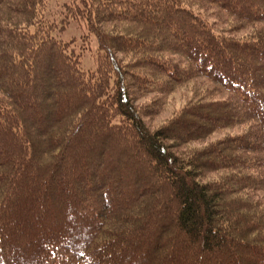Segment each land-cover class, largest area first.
Segmentation results:
<instances>
[{"label": "trees", "instance_id": "obj_1", "mask_svg": "<svg viewBox=\"0 0 264 264\" xmlns=\"http://www.w3.org/2000/svg\"><path fill=\"white\" fill-rule=\"evenodd\" d=\"M49 3L0 0V264H264V0Z\"/></svg>", "mask_w": 264, "mask_h": 264}, {"label": "rangeland", "instance_id": "obj_2", "mask_svg": "<svg viewBox=\"0 0 264 264\" xmlns=\"http://www.w3.org/2000/svg\"><path fill=\"white\" fill-rule=\"evenodd\" d=\"M52 3L48 4L49 11H58L59 8H55L54 4L58 3L59 6L60 3L64 0H59V2L55 0H51ZM51 8H50V6ZM69 28H66L65 31L62 33V37L64 39H69L73 36L78 41H80V35L82 32H84V28L78 27V25L71 23ZM82 42V41H81ZM96 41L93 40V42L89 43V47L86 51L83 52L82 58L84 59L82 61V65L85 68H93L95 66V54H96ZM124 58L122 54L120 55V58ZM124 63L127 62V59L124 58ZM204 82L202 80H193L192 82L186 83L181 85V87H178L173 92L170 93V95L165 98L164 105L158 109L156 112L149 113L150 115H147L145 118L146 123L149 124L150 128H158L161 123H164L165 121H169L174 114L181 111L182 107L187 104V102L193 98L195 92H202ZM155 96L153 94H146V95H135V103L140 106H144L147 110L148 107H152V105H155V108H157L158 104L154 101ZM238 130V129H237ZM238 132V131H233ZM224 132L213 134L210 136L205 142L217 140L219 139V136H222ZM198 145H201L202 143H196ZM73 212V211H72ZM56 226V225H55Z\"/></svg>", "mask_w": 264, "mask_h": 264}]
</instances>
